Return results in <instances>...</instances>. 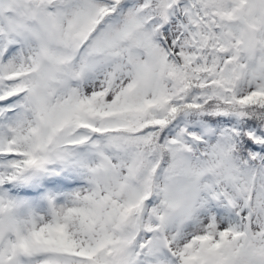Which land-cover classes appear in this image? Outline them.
Here are the masks:
<instances>
[{"label":"snow or ice","instance_id":"snow-or-ice-1","mask_svg":"<svg viewBox=\"0 0 264 264\" xmlns=\"http://www.w3.org/2000/svg\"><path fill=\"white\" fill-rule=\"evenodd\" d=\"M0 264H264V0H0Z\"/></svg>","mask_w":264,"mask_h":264}]
</instances>
